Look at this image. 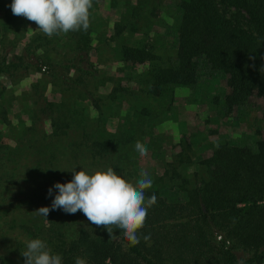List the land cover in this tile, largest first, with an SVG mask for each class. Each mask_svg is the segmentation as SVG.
<instances>
[{
  "label": "trees",
  "instance_id": "16d2710c",
  "mask_svg": "<svg viewBox=\"0 0 264 264\" xmlns=\"http://www.w3.org/2000/svg\"><path fill=\"white\" fill-rule=\"evenodd\" d=\"M4 1L0 0L3 22L8 18ZM106 1L119 10V19L112 22L110 30L117 35L123 30L137 35L133 43L118 44L117 59L125 62L123 67L129 71L141 67L130 77L143 83L145 92L161 103L166 98L165 105L159 103L162 111L173 105L176 87L202 83L200 65L222 79L220 96L213 92L210 99L218 101L223 112L237 109L252 97L264 101V0H174L169 5L174 16L173 51L167 56L153 50L146 34L148 16L156 13L161 0ZM146 6L150 12L145 16L141 10ZM91 27L90 23L87 31H70L72 57L46 68L74 89L85 90L86 76L94 73L86 55L91 40H102V33L93 35ZM24 49L25 53L12 58L0 56V74L10 75L18 67L41 69L44 62L27 56L29 43ZM69 71L76 74L70 76ZM214 84L211 86L217 87ZM2 88L0 84V96ZM60 105L45 100L48 129L40 134H34L32 114L27 116L29 121H18L16 133L0 129V264H25L21 253L35 238L45 241L53 254L61 255L62 264H75L77 257L86 264H264V134L258 135L254 147L219 139L208 155L178 157L183 173L171 161L167 176L166 169L160 175H149L153 185L145 196L154 193L157 203L148 209L144 227L138 232L140 243L131 246L119 229L109 237L81 211L50 210L46 218L36 212L50 208L58 194L52 186L61 178L63 183L71 181L72 170L93 174L111 167L134 185L141 174L135 161L126 162L120 154L114 155L109 166L105 164L113 149L118 153L132 141L133 123L111 131L105 123L115 113L102 119V111L90 114L82 106L77 109L74 102L64 108ZM139 112L147 110L141 106ZM3 114L0 107L2 123ZM71 126L79 129V138L67 144L71 155L63 160L60 171L55 159L56 138ZM139 126L142 129V121ZM180 141L185 142L180 151L189 148L184 138ZM35 149L38 155L30 159L19 154L31 155ZM75 151H86L88 160L76 158ZM189 164L193 168L188 170ZM165 177L168 182L177 179L163 185ZM178 192L182 194L178 196ZM144 236L150 238L144 240Z\"/></svg>",
  "mask_w": 264,
  "mask_h": 264
},
{
  "label": "rangeland",
  "instance_id": "374dc122",
  "mask_svg": "<svg viewBox=\"0 0 264 264\" xmlns=\"http://www.w3.org/2000/svg\"><path fill=\"white\" fill-rule=\"evenodd\" d=\"M173 1L161 0L156 13L148 16L150 18L146 32L148 42L152 43L155 52L163 56L172 54L173 51V45L170 43L173 38L171 24L174 16L169 8ZM11 3L12 0L3 2L7 7L8 15L4 22L0 14V56L12 58L25 53L24 48L29 43L30 49L27 55L29 60L44 63L39 70L18 67L12 69L10 75L0 74V84L3 87L0 107L3 108L5 117L3 123L0 122V129L16 133L18 121L27 122L29 121L27 116L32 114L35 116L32 124L34 134L47 130L48 119L44 115L45 100L62 104L60 106L63 108L74 102L77 109L82 106L81 109L88 110L90 114H95L97 110L102 111V119L107 114L115 113L112 118H107L105 124L108 130L117 132L133 123L136 131L132 141L125 143L127 147L124 146V149L118 153L114 149L111 151L112 154L106 157L105 164L109 166L114 155L120 154L126 162L135 161L141 173L160 175L163 169H166L168 171L167 174L164 173L166 176L169 174L171 161L174 162V167L183 173L182 171L185 170L181 164L177 165L178 157L188 153L198 156L208 155L219 139L254 147L258 135L264 134V101L259 97H252L237 109L223 112L220 103L212 102L210 99L213 92L220 96L222 79L215 73L211 74L203 65L198 69L200 77L203 78L202 83L176 87L173 105L167 111H162L163 108L159 107V103L165 105L166 98L161 103V100L158 101L145 92L146 86L143 83L136 82L130 77L139 72L141 67L135 66L129 71L128 68L123 67L125 62L117 59L118 44L121 41L133 43L137 35H131L127 30L117 35L110 30L112 22L119 19V10L108 6L106 0H94L90 10L93 35L95 32H101L102 40L95 41V38L91 40L92 46L86 56L94 73L86 76L85 90L74 89L62 83L51 76L46 68H49L51 63L72 57L71 32L48 37L34 22L14 15L10 8ZM149 8L146 6L141 10L142 15H148ZM68 74L74 76L76 73L69 71ZM214 83L217 85L215 88L211 86ZM95 103L99 106L97 109L93 108ZM141 106H144L147 112H139ZM141 121L143 127L138 129ZM78 132L79 129L71 126L65 135L56 138L58 144L55 159L59 160L58 169L64 163L63 160L71 155L67 144L73 139L77 140ZM181 138L189 143V148L186 147L187 149L182 151L180 145L185 142L181 143ZM4 139L8 141L6 137ZM36 141L34 143L41 142V140ZM137 141L147 148L146 155L141 156L135 150ZM38 151V149L33 150L31 155L24 152L19 154L22 157L25 155V160L37 156ZM75 155L78 159L88 160L86 151H75ZM192 168V164H189L188 170ZM62 170L63 168L60 171ZM176 179L174 177L170 182L173 183ZM170 182L166 177L163 178V185H170ZM59 183H63L62 178ZM177 194L179 196L182 193Z\"/></svg>",
  "mask_w": 264,
  "mask_h": 264
},
{
  "label": "clouds",
  "instance_id": "9594fccd",
  "mask_svg": "<svg viewBox=\"0 0 264 264\" xmlns=\"http://www.w3.org/2000/svg\"><path fill=\"white\" fill-rule=\"evenodd\" d=\"M92 0H12L11 11L34 22L48 37L70 31H87L90 27ZM135 150L144 156L147 148L139 141ZM73 171V178L67 183H55L58 194L51 206L41 207L36 212L48 216L50 210L62 209L65 213L81 211L93 225L103 227L109 237L119 229L131 246L140 243L138 232L144 227L148 209L157 203L153 193L146 197L145 192L152 188L153 180L142 172L136 184L127 182L109 167L89 174L85 170ZM52 195V188L48 189ZM149 236H144L148 240ZM25 264H62V256L53 254L46 242L31 239L26 250L21 253ZM75 264H86V260L76 258Z\"/></svg>",
  "mask_w": 264,
  "mask_h": 264
}]
</instances>
